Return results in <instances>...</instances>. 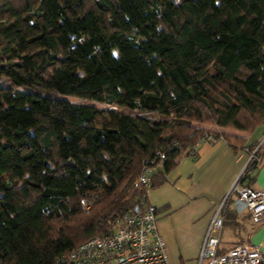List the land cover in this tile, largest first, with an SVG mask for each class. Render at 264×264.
<instances>
[{
	"label": "trees",
	"instance_id": "16d2710c",
	"mask_svg": "<svg viewBox=\"0 0 264 264\" xmlns=\"http://www.w3.org/2000/svg\"><path fill=\"white\" fill-rule=\"evenodd\" d=\"M260 125L264 0H0V264H53L204 131Z\"/></svg>",
	"mask_w": 264,
	"mask_h": 264
},
{
	"label": "crops",
	"instance_id": "0c3cea01",
	"mask_svg": "<svg viewBox=\"0 0 264 264\" xmlns=\"http://www.w3.org/2000/svg\"><path fill=\"white\" fill-rule=\"evenodd\" d=\"M262 136L264 128L254 130L248 134V142H257ZM246 150L234 149L225 140L204 141L196 146L194 155L183 151L176 165L165 174L164 181L147 189V201L155 207L157 231L167 246L170 264L197 263L213 208L221 203L243 169L249 156ZM249 185L264 191V142L260 162L252 171ZM150 190L163 191L164 196L153 203L149 198ZM226 205L227 216L220 228L219 249L249 243L259 246L264 254V219L253 223L234 193L230 194ZM176 209L181 212L173 216Z\"/></svg>",
	"mask_w": 264,
	"mask_h": 264
},
{
	"label": "built area",
	"instance_id": "2783aa9c",
	"mask_svg": "<svg viewBox=\"0 0 264 264\" xmlns=\"http://www.w3.org/2000/svg\"><path fill=\"white\" fill-rule=\"evenodd\" d=\"M224 140L220 132L204 131L197 140L186 149L187 155H194L196 146L204 141ZM264 142L259 143L250 152L248 159L218 205L202 240L196 264H264V254L257 245L236 243L225 250L219 249V233L223 222V206L230 194L249 212L253 223L264 219V191L247 185L242 177L249 166L260 162V150ZM159 157L163 153L156 151ZM249 152V151H248ZM152 167L144 164L133 181L149 187ZM53 264H170L163 237L156 227V210L151 204H141L136 210L122 214L112 225L110 231L102 235L91 236L73 249L58 254Z\"/></svg>",
	"mask_w": 264,
	"mask_h": 264
},
{
	"label": "rangeland",
	"instance_id": "374dc122",
	"mask_svg": "<svg viewBox=\"0 0 264 264\" xmlns=\"http://www.w3.org/2000/svg\"><path fill=\"white\" fill-rule=\"evenodd\" d=\"M206 127H210L209 125H206ZM264 128V126L263 125H260V126H258L255 130H262ZM260 140H261V138H260ZM259 140V141H260ZM259 141H257V142H253L252 144H250L251 145V147H244V148H246L247 150L246 151H249L248 153L250 154V152L253 150V148L259 143ZM259 150H260V156H261V151H262V146H261V149H257V152H259ZM153 192V193H152ZM149 194H150V196H149V198L151 199V202H153V203H155V202H157V201H159L160 199H161V197H163L164 196V193H163V191H152V190H150V192H149ZM217 208H218V205L216 206V207H214L213 208V215H214V213L216 212V210H217ZM181 211H177V209L175 210V214L173 215V216H175V215H178L179 213H180ZM159 214H161V212L159 213ZM159 214H157V217L159 216ZM160 217H162V216H160ZM174 218V217H173ZM166 248H167V246H166ZM168 251V250H167Z\"/></svg>",
	"mask_w": 264,
	"mask_h": 264
},
{
	"label": "water",
	"instance_id": "95a60500",
	"mask_svg": "<svg viewBox=\"0 0 264 264\" xmlns=\"http://www.w3.org/2000/svg\"><path fill=\"white\" fill-rule=\"evenodd\" d=\"M136 209H137V207L134 208V210H136Z\"/></svg>",
	"mask_w": 264,
	"mask_h": 264
}]
</instances>
